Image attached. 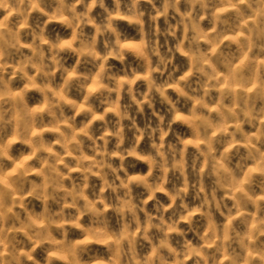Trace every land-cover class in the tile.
I'll return each instance as SVG.
<instances>
[{
  "label": "clouds",
  "instance_id": "1",
  "mask_svg": "<svg viewBox=\"0 0 264 264\" xmlns=\"http://www.w3.org/2000/svg\"><path fill=\"white\" fill-rule=\"evenodd\" d=\"M0 264H264V0H0Z\"/></svg>",
  "mask_w": 264,
  "mask_h": 264
}]
</instances>
